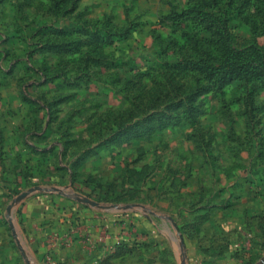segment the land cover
<instances>
[{"label":"rangeland","instance_id":"obj_1","mask_svg":"<svg viewBox=\"0 0 264 264\" xmlns=\"http://www.w3.org/2000/svg\"><path fill=\"white\" fill-rule=\"evenodd\" d=\"M10 2L0 30L23 35L26 97L55 149L47 191L160 233L189 196L231 208L234 189L254 190L264 204V0H183L143 33L71 0Z\"/></svg>","mask_w":264,"mask_h":264},{"label":"crops","instance_id":"obj_2","mask_svg":"<svg viewBox=\"0 0 264 264\" xmlns=\"http://www.w3.org/2000/svg\"><path fill=\"white\" fill-rule=\"evenodd\" d=\"M71 1L96 8L95 16L120 14V21L128 19L133 30L143 33L183 0ZM18 34L0 30V264H263L262 191L234 189L231 208L221 199L209 209L189 196L185 220L177 210L166 213L170 221L161 233L156 229L160 220L154 227L131 213L136 227L129 229L128 210L114 214L77 201V195L47 191L41 180L56 174L51 165L55 149L47 138L45 112L26 97L21 69L31 60ZM8 202L19 238L13 223L2 220ZM174 202L175 207L182 204ZM178 228L182 238L173 236Z\"/></svg>","mask_w":264,"mask_h":264},{"label":"water","instance_id":"obj_3","mask_svg":"<svg viewBox=\"0 0 264 264\" xmlns=\"http://www.w3.org/2000/svg\"><path fill=\"white\" fill-rule=\"evenodd\" d=\"M92 205H96V206H98V203H96V202H92ZM262 262H263V264H264V258H263V260H262Z\"/></svg>","mask_w":264,"mask_h":264},{"label":"trees","instance_id":"obj_4","mask_svg":"<svg viewBox=\"0 0 264 264\" xmlns=\"http://www.w3.org/2000/svg\"><path fill=\"white\" fill-rule=\"evenodd\" d=\"M172 11H173V10H172ZM172 11H171L166 17H169V16L173 13ZM172 15H173V14H172ZM166 17H165V18H166Z\"/></svg>","mask_w":264,"mask_h":264}]
</instances>
